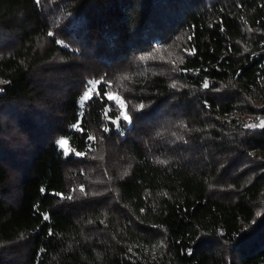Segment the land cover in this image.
I'll use <instances>...</instances> for the list:
<instances>
[{
  "label": "trees",
  "instance_id": "1",
  "mask_svg": "<svg viewBox=\"0 0 264 264\" xmlns=\"http://www.w3.org/2000/svg\"><path fill=\"white\" fill-rule=\"evenodd\" d=\"M261 120L264 0H0V264H264Z\"/></svg>",
  "mask_w": 264,
  "mask_h": 264
},
{
  "label": "snow or ice",
  "instance_id": "2",
  "mask_svg": "<svg viewBox=\"0 0 264 264\" xmlns=\"http://www.w3.org/2000/svg\"><path fill=\"white\" fill-rule=\"evenodd\" d=\"M49 35H51V33H49ZM189 38H191V37H189ZM100 82L101 81H89V84L86 87V90L83 93V96L81 98V106L82 107H83V103L84 102H86L87 100H89V99L92 98L90 94L93 92V89L96 87V85L99 84ZM108 86L111 87L110 84ZM203 86L205 88H207L208 87L207 82H205V84ZM173 87H175V84H173ZM95 94L96 95H99V92L97 91ZM102 98H107L109 101H115V102H117L119 104V106L121 108L124 107V105H123L122 101H120L119 97L118 96H114V95H112L109 92H105L104 97H102ZM139 108L142 109L143 108V105H140ZM105 115H107V112L105 113ZM120 117H122L124 121H127V122H130L131 121V117L127 114L126 111H121ZM112 122L114 124H118L119 123V120L118 119L117 120H113ZM245 127H247V128H257V127L258 128H264V120H261L258 124H247V125H245ZM104 131L107 132L108 129L105 128ZM88 140L89 141H94L95 140V137L92 136V135H89L88 136ZM57 143L60 145L61 148H64V146L68 143V141L66 139H63L62 138ZM65 154L67 155L68 153L65 152ZM75 154L78 155V156L79 155H83V153H80V152H76ZM160 163H166V162L165 161H160ZM78 190L81 193H83L85 191V189H84L83 186H80ZM57 195H61V194L57 193ZM67 198L68 199H72L71 196H68ZM44 219L46 220V219H48V217L45 216Z\"/></svg>",
  "mask_w": 264,
  "mask_h": 264
},
{
  "label": "rangeland",
  "instance_id": "3",
  "mask_svg": "<svg viewBox=\"0 0 264 264\" xmlns=\"http://www.w3.org/2000/svg\"><path fill=\"white\" fill-rule=\"evenodd\" d=\"M112 94V93H111ZM112 95H114V96H116L115 94H112ZM121 101V100H120Z\"/></svg>",
  "mask_w": 264,
  "mask_h": 264
}]
</instances>
